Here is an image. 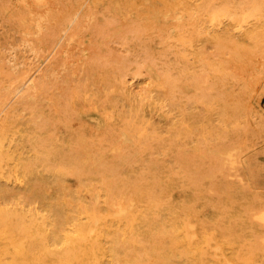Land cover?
<instances>
[{"label":"rangeland","instance_id":"obj_1","mask_svg":"<svg viewBox=\"0 0 264 264\" xmlns=\"http://www.w3.org/2000/svg\"><path fill=\"white\" fill-rule=\"evenodd\" d=\"M248 2L0 0V264H264Z\"/></svg>","mask_w":264,"mask_h":264},{"label":"bare ground","instance_id":"obj_2","mask_svg":"<svg viewBox=\"0 0 264 264\" xmlns=\"http://www.w3.org/2000/svg\"><path fill=\"white\" fill-rule=\"evenodd\" d=\"M246 1L248 2V0H246ZM245 3H246V2L244 1V4H245ZM248 3H250V1H249ZM248 3H247V4H248ZM263 3H264V0H251V6L249 5L248 7H246V8H247V11H249V10H251V9H255L256 11H259L260 8L262 7ZM244 4H243V5H244ZM243 5L241 4V6H243ZM245 6H246V4H245ZM263 7H264V6H263ZM244 11H245V10H244ZM248 13H249V12H248ZM227 14H228V13H227ZM256 14H257V13H256ZM260 14H261V13H260ZM263 14H264V13H263ZM46 16H47V15H46ZM261 16H262V15H261ZM238 19H239V18H238ZM65 32H66V31H65ZM74 35H75V34H74ZM28 36H29V35H28ZM81 39H82V38H81ZM23 40H24V39H23ZM33 48H34V47H33ZM49 48H50V46H49ZM65 50H66V49H65ZM68 58H69V57H68ZM68 58H67V59H68ZM38 70H39V69H38ZM14 75H15V74H14ZM33 76H34V75H33ZM18 78H19V77H18ZM19 82H20V81H19ZM22 82H23V81H21L20 83H16L17 86H18V84H21ZM16 84H15V85H16ZM39 84H40V83H39ZM15 85H14V86H15ZM6 86H7V85H6ZM31 86H32V85H31ZM31 86H30V88H31ZM25 87H26V86H25ZM32 87H33V86H32ZM18 88H19V87H18ZM14 89H15V87H14ZM8 90H9V89H8ZM15 90H16V89H15ZM26 90H27V89H26ZM29 90H30V89H29ZM11 91H12V90H11ZM31 91H34V90H31ZM50 91H51V90H50ZM7 92H8V91H7ZM25 92H26V91H25ZM28 92H29V91H28ZM15 93H17V92H15ZM21 93H22V92H21ZM32 93H34V92H32ZM29 94H30V93H28V95H29ZM34 94H36V93H34ZM22 95H23V94H22ZM47 96H48V95H47ZM2 97H3V96H2ZM23 97H24V96H23ZM43 97H44V96H43ZM40 98H41V97H40ZM21 100H22V99H21ZM37 100H38V99H37ZM37 100H36V101H37ZM39 100H40V99H39ZM26 101H27V100H26ZM165 101H166V100H165ZM21 102H22V101H21ZM58 102H59V101H58ZM157 102H158V101H157ZM26 103H27V102H26ZM5 104H6V102H5ZM28 104H29V102H28ZM55 107H56V106H55ZM27 108H29V107H27ZM25 109H26V107H25ZM0 111H1V110H0ZM41 120H42V119H41ZM48 123H49V122H48ZM40 129H41V128H40ZM121 129H122V128H121ZM112 134H113V133H112ZM14 135H15V134H14ZM79 135H80V134H79ZM102 136H103V135H102ZM102 136H101V138H102ZM79 137H80V136H79ZM93 140H94V139H93ZM120 140H121V139H120ZM120 140H119V141H120ZM83 143H84V142H83ZM87 144H88V143H87ZM113 144H114V143H113ZM40 145H41V144H40ZM116 146H119L118 143L116 144ZM121 146H122V145H121ZM82 147H83V145H82ZM111 147H113V146L111 145ZM73 148H74V147H73ZM75 149H76V148H75ZM108 149H110V147H109ZM115 149H116V148H115ZM52 150H53V149H52ZM83 152H86V151H83ZM92 152H93V151H92ZM121 152H122V149H121ZM71 153H72V152H71ZM115 153H116V152H115ZM85 154H86V153H85ZM100 154H101V153H100ZM57 155H58V154H57ZM73 155H74V154H73ZM75 156H76V159L79 161L78 153H75ZM85 156H87V154H86ZM81 157H82V156H81V154H80V158H81ZM81 159H82V158H81ZM101 161H102V160H101ZM112 161H113V158H112ZM110 162H111V161H110ZM98 163H99V162H98ZM102 163H103V162H102ZM44 164H45V163H44ZM75 164H76V163H75ZM75 164H74V165H75ZM110 164H113V163H110ZM110 164H109V165H110ZM101 165H102V164H101ZM101 165H100V166H101ZM103 165H106V164L103 163ZM109 165H108V166H109ZM111 167H114V166L112 165ZM117 167H120V164H119V166L117 165ZM117 167H116V168H117ZM80 168H81V167H80ZM98 168H99V167H98ZM116 168H114V169L116 170ZM96 169H97V167H96ZM108 169H109V168H108ZM128 169H129V168H128ZM18 170H19V169H18ZM91 170H92V169H91ZM109 170H113V169H109ZM109 170H107V171H109ZM151 170H152V169H151ZM54 171H55V170H54ZM72 171H73V170H72ZM177 171H178V170H177ZM93 172H94V170H93ZM101 172H102V171H101ZM50 173H51V172H50ZM102 173H103V172H102ZM105 173H106V172H105ZM62 174H63V173H62ZM70 174H71V173H70ZM72 174H73V173H72ZM94 174H96V173H94ZM103 174H104V173H103ZM110 174H111V173H110ZM112 174H113V173H112ZM98 175H99V173H98ZM104 175H105V174H104ZM118 175H119V174H118ZM118 175L116 174V177H117ZM148 175H149V174H148ZM183 175H184V174H183ZM113 176H115V175H113ZM113 176H112V178H113ZM159 176H160V175H159ZM72 177H73V176H72ZM112 178H110V181H111ZM115 179H116V178H115ZM171 179H172V178H171ZM114 181H115V180H114ZM119 181H120V180H119ZM103 182H104V181H103ZM125 182H126V181H125ZM196 182H197V181H196ZM109 183H110V182H109ZM113 183H114V182H113ZM116 183H117V181H116ZM145 184H146V183H145ZM152 184H153V183H152ZM104 185H105V184H104ZM111 185H113V184H111ZM141 185H142V184H141ZM105 186H107V185H105ZM125 186H126V184H125ZM156 186H157V185H156ZM156 186H155V187H156ZM70 187H71V186H70ZM123 187H124V186H123ZM126 187H127V186H126ZM145 187H147V186H145ZM152 187H153V186H152ZM152 187H151V188H152ZM155 187H154V188H155ZM107 188H109V187L107 186ZM114 188H115V187H114ZM116 188H117V187H116ZM135 188H136V187H135ZM111 189H112V188H111ZM124 189H125V188H124ZM140 189H141V188H140ZM159 189H160V188H159ZM106 190H107V189H106ZM116 190H117V189H116ZM119 190H120V188H119ZM130 190L132 191V189H130ZM142 190H143V189H142ZM144 190H146V188H145ZM151 190H153V189H151ZM114 191H115V190H113L112 194L114 193ZM127 191H128V187H127ZM131 191H130V192H131ZM134 191H135V190H134ZM146 191H147V190H146ZM110 192H111V191H110ZM115 192H116V191H115ZM135 192H138V191H135ZM139 192H140V191H139ZM29 194H30V193H29ZM108 194H110V193H108ZM112 194H111V196H110V195H109V196L113 199V197H112L113 195H112ZM135 194H136V193H135ZM100 195H101V194H100ZM127 195H128V194H127ZM197 195H198V194H197ZM128 196H129V195H128ZM228 196H229V195H228ZM125 197H126V196H125ZM125 197H124V198H125ZM100 198H101V197H100ZM119 198H120V197H119ZM122 199H123V198H122ZM161 199H162V198H161ZM114 200H115V199H114ZM117 200H118V198H117ZM115 201H116V200H115ZM118 201H119V200H118ZM122 201H124V200H122ZM93 202H94V201H93ZM99 202H100V201H99ZM108 202H109V201H108ZM110 203H111V202H110ZM107 204H108V203H107ZM159 204H160V203H159ZM84 206H85V205H84ZM84 206H83V207H84ZM24 208H25V207H24ZM78 208H79V207H78ZM156 208H157V207H156ZM223 209H224V208H223ZM180 210H181V209H180ZM93 211H94V210H93ZM32 212H33V210H32ZM90 212H91V211H90ZM144 213H145V212H143V214H144ZM245 213H247V212H245ZM92 214H93V213H92ZM135 214H136V213H135ZM138 214H139V213H138ZM23 215H24V214H23ZM69 215H70V214H69ZM139 215H140V214H139ZM35 216H36V215H35ZM67 216H68V214H67ZM144 216H145V214H144ZM148 216H149V215H148ZM159 216H160V215H159ZM79 217H80V216H79ZM91 217H93V215H91ZM223 217H224V216H223ZM100 218H101V217H100ZM237 218H238V216H237ZM245 218H246V217H245ZM245 218H244V219H245ZM34 219H35V218H34ZM218 219H219V218H218ZM261 219H262V222L264 223V216H262ZM261 219H260V220H261ZM92 220H93V219H92ZM184 220H185V219H184ZM33 221H34V220H33ZM137 221H138V220H137ZM141 221H142V220H141ZM89 222H90V221H89ZM147 222H148V220H147ZM177 222H178V221H177ZM233 222H234V221H233ZM24 223H25V222H24ZM32 223H33V222H32ZM76 223H78V222H76ZM115 223H116V222H115ZM204 223H205V222H204ZM22 224H23V223H22ZM46 224H47V223H46ZM90 224H91V223H90ZM205 224H206V223H205ZM174 225H175V224H174ZM35 226L37 227L36 224H35ZM38 226H39V225H38ZM67 226H68V225H67ZM105 226H106V225H105ZM33 227H34V226H33ZM40 227H41V226H39V228H40ZM46 227H47V226H46ZM72 227H73V226H72ZM76 227H79V225L76 226ZM76 227H75V228H76ZM87 227H89V226H87ZM25 228H26V227H25ZM25 228H24V229H25ZM28 228H29V227H28ZM31 228H32V227H31ZM31 228H30V229H31ZM97 228H98V227H97ZM180 228H181V227H180ZM41 229H42V227L40 228V230H41ZM80 229H81V228H80ZM86 229H87V228H86ZM222 229H223V228H222ZM34 230H35V229H34ZM37 230H38V229H37ZM40 230H38V231H40ZM75 230H77V229H75ZM22 231H23V230H22ZM22 231H21V232H22ZM24 231H25V230H24ZM35 231H36V230H35ZM70 231H71V229H70ZM77 231H78V230H77ZM113 231H114V230H113ZM136 231H137V230H136ZM26 232H27V231H26ZM42 232H43V231H42ZM81 232L83 233L84 231H81ZM86 232H87V230H86ZM11 233H12V232H11ZM30 233H32V232H30ZM30 233H29V235L31 236ZM33 233H35V232H33ZM65 233H66V232H65ZM77 233H79V231H78ZM87 233H88V232H87ZM21 234H22V233H21ZM21 234H20V235H21ZM23 234L25 235V232H24ZM23 234H22L21 236H23ZM27 234H28V232H27ZM38 234H39V233H38ZM41 234H42V233H41ZM41 234H40V235H41ZM63 234H64V233H63ZM66 234H67V233H66ZM114 234H115V233H114ZM135 234H136V233H135ZM14 235H15V234H14ZM77 235H81V234H77ZM85 235H86V234H85ZM85 235L83 234V239H81V237H80V239H81L82 241L84 240ZM136 235H137V234H136ZM136 235H135V236H136ZM38 236H39V235H38ZM135 236H134V237H135ZM35 237H36V236H35ZM73 237H74V236H73ZM91 237H92V236H91ZM120 237H121V235H120ZM136 237H137V236H136ZM18 238H20V237H18ZM21 238H22V237H21ZM24 238H25V236H24ZM24 238H22V239H24ZM28 238H29V237H28ZM30 238H32V237H30ZM33 238H34V236H33ZM38 238H39V237H36L35 240H37ZM40 238H41V237H40ZM44 238H45V237H44ZM50 238H51V237H50ZM75 238H76V237H75ZM75 238H74V239H75ZM127 238H128V237H127ZM139 238H140V236H139ZM41 239H42V238H41ZM71 239H72V238H71ZM129 239H130V238H129ZM140 239H141V238H140ZM161 239H162V238H161ZM184 239H185V238H184ZM11 240H12V239H11ZM14 240H15V239H14ZM14 240H13V241H14ZM24 240H25V239H24ZM39 240H40V239H39ZM39 240H38V241H39ZM46 240H47V239H46ZM130 240H131V239H130ZM137 240H138V238H137ZM15 241H16V240H15ZM26 241H27V238H26ZM32 241H33V240H32ZM32 241H31V242H32ZM44 241H45V240H44ZM76 241H78V238H76L73 242L76 243ZM84 241H85V240H84ZM140 241H141V240H140ZM23 242H25V241H23ZM31 242H30V244H31ZM45 242H46V241H45ZM45 242H44V243H45ZM51 242H52V241H51ZM64 242L66 243L65 240H64ZM67 242H68V241H67ZM79 242H80V240L78 241V243H79ZM130 242H132V240H131ZM133 242H134V241H133ZM155 242H156V241H155ZM21 243H22V241H21ZM25 243H26V242H25ZM32 243H33V242H32ZM37 243H38V242H37ZM37 243H36V245H37ZM70 243H71V242H70ZM113 243H115V242H113ZM122 243H123V242H122ZM138 243H140V242L138 241ZM156 243H157V242H156ZM38 244H39V243H38ZM40 244L43 245L42 243H40ZM72 244H73V243H72ZM94 244H95V243H94ZM94 244H93V246H94ZM133 244H134V243H133ZM17 245H18V244H17ZM28 245H29V243H28ZM44 245H45V244H44ZM66 245H67V244H66ZM75 245H77V244H75ZM75 245H74V246H75ZM138 245H139V244H138ZM250 245H251V244H250ZM250 245H248V246H250ZM30 246H31V247H30ZM30 246H29V247L27 246V247H28L29 249H31V248H32V245H30ZM34 246H35V245H34ZM45 246H46V245H45ZM83 246H84V244H83ZM96 246H97V245H96ZM96 246H95V247H96ZM126 246H127V245H126ZM47 247H48V246H47ZM47 247H45V248H47ZM157 247H158V246H157ZM204 247H205V246H204ZM243 247H244V246H243ZM25 248H26V246H25ZM40 248H41V247H40ZM78 248H79V247H78ZM78 248H77V250L74 248V249H75V253H78V252H79V251H78ZM123 248H124V247H123ZM125 248H126V247H125ZM132 248H134V247H132ZM149 248H150V245H149ZM149 248H148V250H149ZM249 248H250V247H249ZM10 249H11V248H10ZM33 249H34V248H33ZM66 249H67V248H66ZM66 249H65L66 252H68V251L71 250L70 248H68V250H66ZM69 249H70V250H69ZM86 249H87V248H86ZM100 249H101V247H100ZM145 249H146V247H145ZM181 249H182V248H181ZM247 249H248V248H247ZM11 250H12V249H11ZM15 250H16V249H15ZM49 250H50V249H49ZM97 250H99V247H98ZM123 250H124V249H123ZM131 250H132V249H130V251H131ZM135 250H136V249H135ZM250 250H251V249H250ZM16 251H17V250H16ZM27 251H28V249H27ZM59 251H60V250H59ZM71 251H72V250H71ZM76 251H77V252H76ZM83 251H84V249H83ZM92 251H93V250H92ZM99 251H100V250H99ZM63 252H64V250H63ZM94 252H95V250H94ZM125 252H126V251H125ZM158 252H159V251H158ZM32 253H33V252H32ZM57 253H58V252H57ZM83 253H84V252H83ZM83 253H82V255H83ZM135 253H136V252H135ZM14 254H15V251H14ZM28 254H31L30 251L28 252ZM47 254H48V253H47ZM63 254H64V253H63ZM68 254H69V252H68ZM95 254H96V253H95ZM243 254H244V253H243ZM15 255H16V256H15V258H16L15 260L17 261V263L19 262V264H20V262H21V263L23 262V260H24L23 258H26V256H24V251H23L22 248H21V249H18V251L16 252ZM32 255H33V254H32ZM35 255H36V254H35ZM101 255H102V254H101ZM115 255H117L116 252H115ZM118 255H119V253H118ZM132 255H133V254H132ZM139 255H140V254H139ZM27 256H28V255H27ZM30 256H31V255H30ZM30 256H29V257H30ZM70 256H73V254L70 255ZM70 256H69V257H70ZM74 256H76V255L74 254ZM126 256H127V255H126ZM143 256H144V254L142 253V257H143ZM199 256H200V255H199ZM12 257H13V256H12ZM29 257H28V259H29ZM32 257H33V256H31V258H32ZM36 257H37V256H36ZM79 257H80V256H79ZM100 257H101V256H100ZM129 257H130V256H129ZM142 257H141V258H142ZM239 257H240V256H239ZM31 258H30V259H31ZM60 258H61V257H60ZM87 258H88V257H87ZM117 258H118V257H117ZM124 258H125V256H124ZM197 258H198V257H197ZM39 259H40V258H39ZM66 259H67V258H66ZM74 259H75V257H74ZM74 259L72 260V262L74 261ZM95 259H98V257L95 258ZM95 259H94V260H95ZM11 260H12V259H11ZM54 260H55V259H54ZM59 260H61V259H59ZM59 260H58V261H59ZM67 260H68V259H67ZM67 260H66V261H67ZM88 260H90V259H88ZM136 260H138V259H136ZM243 260H244V259H243ZM28 261H29V260H28ZM28 261H27V264H28V263L31 264L30 261H29V262H28ZM58 261H57V262H58ZM61 261H63V260H61ZM61 261H60V262H61ZM66 261H65L63 264H66V263L68 264V262H66ZM69 261H71V260H69ZM85 261L87 262L86 258H85ZM91 261L93 262V260H91ZM91 261H90V262H91ZM57 262H56V264H57ZM60 262H59V263H60ZM76 262H77V260L75 261V263H76ZM95 262H96V261H94V263H95ZM136 262H138V261H136ZM23 263H24V262H23ZM23 263H22V264H23ZM25 263H26V261H25ZM41 263H42V262H41ZM69 263H70V262H69ZM80 263H81V261H80ZM83 263H84V262H83ZM88 263H89V262H88ZM97 263H98V262H97ZM247 263H248V262H247ZM14 264H16V262H14ZM46 264H47V263H46ZM51 264H52V263H51ZM61 264H62V263H61ZM70 264H71V263H70ZM76 264H77V263H76ZM85 264H86V263H85ZM95 264H96V263H95ZM98 264H99V263H98ZM120 264H121V263H120ZM123 264H124V263H123ZM152 264H153V263H152Z\"/></svg>","mask_w":264,"mask_h":264}]
</instances>
